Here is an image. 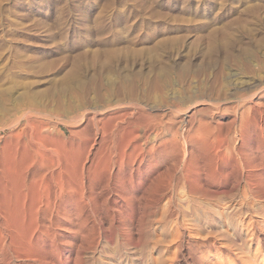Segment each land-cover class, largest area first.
I'll use <instances>...</instances> for the list:
<instances>
[{"label":"rangeland","instance_id":"obj_1","mask_svg":"<svg viewBox=\"0 0 264 264\" xmlns=\"http://www.w3.org/2000/svg\"><path fill=\"white\" fill-rule=\"evenodd\" d=\"M107 101L132 105L145 160L128 207L98 190L82 231L55 232L53 264H264V0H0V122L45 109L54 136Z\"/></svg>","mask_w":264,"mask_h":264},{"label":"bare ground","instance_id":"obj_2","mask_svg":"<svg viewBox=\"0 0 264 264\" xmlns=\"http://www.w3.org/2000/svg\"><path fill=\"white\" fill-rule=\"evenodd\" d=\"M115 103L107 101L108 105L103 107H93L94 103L92 107L78 106L62 119L56 116L59 120L54 136L46 133L48 121L54 115L50 111L27 109V106L24 109L19 103L14 111L4 112L0 122V256L8 264L14 259L53 264V250H57L55 232L61 230L74 235L76 229L82 231L86 227L85 209L90 204L92 211L99 208L96 198L101 192L98 190L111 199L115 214L123 209L120 206L128 207L131 169L144 162L147 149L135 143L142 131L140 127L136 132L128 126L120 128L132 105ZM111 111L124 116L120 114V121L113 118L112 122L103 124L102 118L110 117ZM190 113L191 109L184 119H189ZM105 119L111 121V117ZM80 123H87L86 129L92 126L94 135L80 141V135L85 133V129L77 130ZM6 131L9 133L5 135ZM175 137L163 151H170L178 161L180 151ZM97 218L100 224L105 223L101 215ZM113 220L118 223L117 216Z\"/></svg>","mask_w":264,"mask_h":264}]
</instances>
